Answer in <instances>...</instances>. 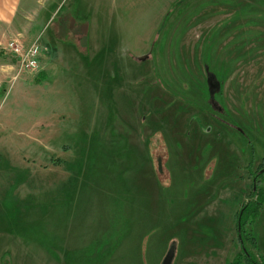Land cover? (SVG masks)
I'll return each instance as SVG.
<instances>
[{
    "label": "rangeland",
    "instance_id": "rangeland-1",
    "mask_svg": "<svg viewBox=\"0 0 264 264\" xmlns=\"http://www.w3.org/2000/svg\"><path fill=\"white\" fill-rule=\"evenodd\" d=\"M98 1L19 8L34 72L0 28V264L232 263L264 193V0Z\"/></svg>",
    "mask_w": 264,
    "mask_h": 264
},
{
    "label": "crops",
    "instance_id": "crops-1",
    "mask_svg": "<svg viewBox=\"0 0 264 264\" xmlns=\"http://www.w3.org/2000/svg\"><path fill=\"white\" fill-rule=\"evenodd\" d=\"M36 1L37 0H0V28L1 29H6V30L11 31V32H15L14 35L21 36L22 37V40H23V44H24L25 47L29 46L35 40H39V43L41 44L40 38L38 37V36L41 37V34H39L36 39L34 38L33 40H30V41H28V38L27 37H24L25 34H27V33H26V31L24 29V26L22 24H24V23L27 24V22H26L25 19H28V17H27V15H23L22 16L21 13H20L21 11L19 10V8L26 10V12H29L27 10L34 9V8H31L32 7V2L35 3ZM97 3H99L100 5H102L104 3V0H101L100 2L98 1ZM60 7L61 6H57L55 8V10L53 12H51L49 15L46 14L47 15L46 16V19H45V21L42 22L43 23V26H46L50 22V20L52 19V17L54 15L57 16V12H58V9ZM45 13H46L45 6L43 8L41 6L39 8H37L36 17H37V19H39V26H41V24H42L41 23V17L44 16ZM64 20H65L64 21L65 24L67 22H69V24L71 25V27H74V28H75V26L78 27V20L77 19L72 18L69 15H66V17L64 18ZM86 20H88V17L85 18V22H86ZM83 26L84 27H87V29H86L87 30V34H86V30L84 32L85 36H87L88 33H89L88 24L85 23V24H83ZM44 48H45V51H46L47 48L46 47H44ZM45 51L39 57L38 64L41 63V59L44 56L43 54L44 53H47V51L46 52ZM38 69H39V66H38V68L35 71H37ZM122 245L123 244H121L120 242H118V245L115 246L117 248H115V250H113V251H110L112 253L107 254V260L114 259V257L116 256V253H118V251L120 252V248L122 247ZM95 259H97V258H95ZM104 259H105V255H104V258L103 259H102V255H101L100 260L104 262Z\"/></svg>",
    "mask_w": 264,
    "mask_h": 264
},
{
    "label": "trees",
    "instance_id": "trees-1",
    "mask_svg": "<svg viewBox=\"0 0 264 264\" xmlns=\"http://www.w3.org/2000/svg\"><path fill=\"white\" fill-rule=\"evenodd\" d=\"M253 198L254 200L243 205L236 215L237 242L241 248V253L237 254L230 264H264V257L259 256V260L256 261L255 258L245 251V246H243V243L247 241L255 251L259 252L253 236V228L264 205V193L255 194ZM244 235H246L245 239Z\"/></svg>",
    "mask_w": 264,
    "mask_h": 264
},
{
    "label": "built area",
    "instance_id": "built-area-1",
    "mask_svg": "<svg viewBox=\"0 0 264 264\" xmlns=\"http://www.w3.org/2000/svg\"><path fill=\"white\" fill-rule=\"evenodd\" d=\"M3 51L15 57L19 72H32L38 68V59L45 51V48L41 46L39 40H35L25 47L20 41V37L16 36L6 43Z\"/></svg>",
    "mask_w": 264,
    "mask_h": 264
},
{
    "label": "water",
    "instance_id": "water-1",
    "mask_svg": "<svg viewBox=\"0 0 264 264\" xmlns=\"http://www.w3.org/2000/svg\"><path fill=\"white\" fill-rule=\"evenodd\" d=\"M145 60V57H142V58H140V61H144ZM169 260L167 259V263H164V264H168L169 262H168Z\"/></svg>",
    "mask_w": 264,
    "mask_h": 264
}]
</instances>
